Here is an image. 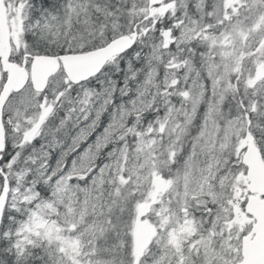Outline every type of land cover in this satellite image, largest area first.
<instances>
[{"label":"snow or ice","instance_id":"1","mask_svg":"<svg viewBox=\"0 0 264 264\" xmlns=\"http://www.w3.org/2000/svg\"><path fill=\"white\" fill-rule=\"evenodd\" d=\"M0 264H264V0H0Z\"/></svg>","mask_w":264,"mask_h":264}]
</instances>
